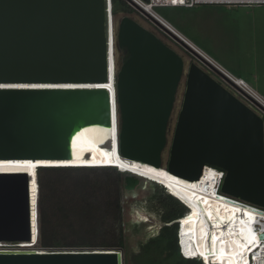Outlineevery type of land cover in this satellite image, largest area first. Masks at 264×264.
Listing matches in <instances>:
<instances>
[{"label":"water","instance_id":"obj_1","mask_svg":"<svg viewBox=\"0 0 264 264\" xmlns=\"http://www.w3.org/2000/svg\"><path fill=\"white\" fill-rule=\"evenodd\" d=\"M112 42L105 0H0V162L72 161L75 137L114 114L123 160L188 182L216 168L221 194L264 209L261 114L129 16L114 19ZM140 182L128 174L125 193ZM31 208L28 174L0 172V243L20 248L0 250V264H123L116 250H33Z\"/></svg>","mask_w":264,"mask_h":264},{"label":"trees","instance_id":"obj_2","mask_svg":"<svg viewBox=\"0 0 264 264\" xmlns=\"http://www.w3.org/2000/svg\"><path fill=\"white\" fill-rule=\"evenodd\" d=\"M111 4L115 20L135 12L126 0H111ZM126 176L107 167L36 169L37 247L116 250L122 252L123 264H129L122 216ZM151 185L149 210L156 214L160 226L155 236L140 244L134 264H201L192 254L189 237L184 238L181 231L184 252L179 254L176 221L186 213L185 206L161 186Z\"/></svg>","mask_w":264,"mask_h":264},{"label":"bare ground","instance_id":"obj_3","mask_svg":"<svg viewBox=\"0 0 264 264\" xmlns=\"http://www.w3.org/2000/svg\"><path fill=\"white\" fill-rule=\"evenodd\" d=\"M111 37L110 43L112 41ZM109 62L111 68L110 78L112 80L113 42ZM111 86L110 92L113 97V80ZM72 154L73 160L69 162H0V172L26 173L30 178L31 242L34 245L37 244L36 236L38 233V221L35 219L39 193L36 181L37 167L113 166L140 177L142 181L161 184L172 195L186 204L188 212L179 222L180 231L181 228H184V233L189 236V240L191 238L192 254L196 259H199L201 264L246 263V253L254 247V245H251L253 240H249L250 229L248 223L251 228L257 218L254 211L244 207L243 210L241 206L221 199L215 194L213 189L215 174L209 171L208 168H205L198 181L188 182L169 174L163 169L123 160L117 153V131L114 114L110 129L91 127L81 131L73 141ZM249 243L251 248L246 249ZM3 245L4 243H0V247ZM180 245L184 250L181 240Z\"/></svg>","mask_w":264,"mask_h":264},{"label":"rangeland","instance_id":"obj_4","mask_svg":"<svg viewBox=\"0 0 264 264\" xmlns=\"http://www.w3.org/2000/svg\"><path fill=\"white\" fill-rule=\"evenodd\" d=\"M131 8L135 10L132 5ZM235 8L241 9L234 10ZM242 8L243 6L228 7L225 5L220 7L194 6L188 9L157 7L155 11L217 66L230 75L241 77L264 97V6ZM252 9L254 12L251 11ZM120 17L122 15L118 18ZM129 17L153 32L185 60L192 59L203 66L234 94L251 105L240 88L232 86L209 70L194 54L185 50L151 19L145 18L136 10ZM151 183L149 181L140 182V188L133 195L126 194L123 198L122 216L126 249L130 257L129 264L135 263V255L139 251L140 244L155 236L159 230L158 217L149 210L148 198L153 193ZM181 233L187 238L184 228H181ZM16 245H3L0 250L20 249ZM32 249H38L37 245Z\"/></svg>","mask_w":264,"mask_h":264},{"label":"built area","instance_id":"obj_5","mask_svg":"<svg viewBox=\"0 0 264 264\" xmlns=\"http://www.w3.org/2000/svg\"><path fill=\"white\" fill-rule=\"evenodd\" d=\"M126 1L129 3L130 6L132 5L135 8V10L138 11L140 14H142L145 18L148 19L147 15H149L151 18L160 22L173 34L181 38L190 48H192L195 52L201 55L205 60L210 62L212 65L216 66L230 81H232L236 85V87L240 88L241 91L247 97L248 101L253 106V108H255L256 111H258L261 114L263 120V128H264V97L242 79L235 78L234 76L230 75L229 73L221 69L219 66H217L210 58H208V56H206L193 44H191L188 40H186L179 32H177V30L167 20H165L155 11V8L157 7L188 9V8H193L194 6H222V5L228 7L229 6L231 7L264 6V0H183V2H181V0H175V2H173V0H126ZM105 10H106L107 38L110 40V36H112L111 38H113V25H114V16L112 15L111 0H105ZM205 168H208L209 171H212L215 174V177L213 179V189L215 194L219 198L227 200L228 202H233L241 206L242 208L244 207L254 211L257 220L255 223L251 225V228H250V224L248 223V228L250 229L249 240L250 239L253 240L252 241L253 244L251 242V245H254V247L251 250H248V252L246 253L245 264H264V239L260 237L261 235H264V209L240 201H236L221 194L220 187L224 173L216 168H212V167H205ZM205 168L203 169L201 176L203 175ZM179 232L180 229L178 230V248H179V254L181 256L184 250L180 245ZM5 245L7 244H4V246ZM251 245L249 243L246 249L251 248ZM16 246L19 248L18 245Z\"/></svg>","mask_w":264,"mask_h":264},{"label":"clouds","instance_id":"obj_6","mask_svg":"<svg viewBox=\"0 0 264 264\" xmlns=\"http://www.w3.org/2000/svg\"><path fill=\"white\" fill-rule=\"evenodd\" d=\"M60 167H72V166H41V167H38V168H60ZM104 167H107V168H114V169H116L118 172H121V173H127V174H130L129 172H126V171H122V170H120V169H118L117 167H113V166H104ZM37 168V169H38ZM72 168H103V166H74V167H72ZM149 182H151V181H149ZM152 183H154V184H156V185H159V184H157V183H155V182H152ZM159 186H161V184L159 185ZM162 188H164L167 192H168V194H170L173 198H175L168 190H167V188H165V187H163V186H161ZM176 200H177V198H175ZM178 201L180 202V203H182L184 206H185V208H186V213H187V211H188V208H187V206H186V204L182 201V200H179L178 199ZM185 213V214H186ZM185 214H184V216H185ZM180 220H181V218L179 219V220H177L176 222H177V225H178V230H179V226H180ZM177 238H178V231H177ZM185 259V258H184ZM197 261H199V260H197Z\"/></svg>","mask_w":264,"mask_h":264},{"label":"crops","instance_id":"obj_7","mask_svg":"<svg viewBox=\"0 0 264 264\" xmlns=\"http://www.w3.org/2000/svg\"><path fill=\"white\" fill-rule=\"evenodd\" d=\"M212 7H220V6H212ZM243 8H244V7H243ZM243 8H242V9H243ZM227 9H228V10H231L232 8H227ZM236 9H241V8H235L234 10H236ZM234 10H233V11H234ZM251 11L254 12V9H252ZM252 12H251V13H252ZM182 36H183V35H182ZM184 38H185V37H184ZM206 56H207V55H206ZM243 81H244V79H243ZM253 88H254V87H253Z\"/></svg>","mask_w":264,"mask_h":264},{"label":"flooded vegetation","instance_id":"obj_8","mask_svg":"<svg viewBox=\"0 0 264 264\" xmlns=\"http://www.w3.org/2000/svg\"><path fill=\"white\" fill-rule=\"evenodd\" d=\"M189 60L194 61V60H192V59H189ZM194 62H195V61H194ZM210 74H212V73H210Z\"/></svg>","mask_w":264,"mask_h":264},{"label":"snow or ice","instance_id":"obj_9","mask_svg":"<svg viewBox=\"0 0 264 264\" xmlns=\"http://www.w3.org/2000/svg\"><path fill=\"white\" fill-rule=\"evenodd\" d=\"M173 2H175V0H173ZM181 2H183V0H181Z\"/></svg>","mask_w":264,"mask_h":264}]
</instances>
